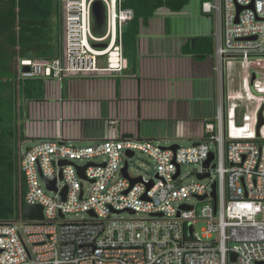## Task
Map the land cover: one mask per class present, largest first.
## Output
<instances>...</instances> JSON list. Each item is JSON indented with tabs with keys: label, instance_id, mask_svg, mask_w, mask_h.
<instances>
[{
	"label": "built area",
	"instance_id": "built-area-1",
	"mask_svg": "<svg viewBox=\"0 0 264 264\" xmlns=\"http://www.w3.org/2000/svg\"><path fill=\"white\" fill-rule=\"evenodd\" d=\"M95 1L60 0L61 55L21 61L29 67L23 78L94 74L103 56L109 71L126 67L120 41L134 12L121 7L126 0H101L107 28L98 37L93 33ZM201 9L214 23L215 51L207 59L220 87L216 112L206 120L201 140L171 149L112 130L87 147L62 137L26 149L22 144L24 201L42 206L44 219L0 224V264H264V0H210ZM108 40L107 49L93 47ZM136 151L153 160L151 179L129 173ZM185 165L196 167L198 180L182 184L192 174L183 175ZM54 181L56 190L49 189ZM191 200L202 204L199 210L187 204ZM70 215L75 218L67 219ZM200 222L205 226L197 231Z\"/></svg>",
	"mask_w": 264,
	"mask_h": 264
},
{
	"label": "crops",
	"instance_id": "crops-1",
	"mask_svg": "<svg viewBox=\"0 0 264 264\" xmlns=\"http://www.w3.org/2000/svg\"><path fill=\"white\" fill-rule=\"evenodd\" d=\"M202 3L190 0L179 13L161 8L140 23L135 72L124 56L126 67L109 71L103 56L99 72L46 79L44 98L26 105V135L94 143L114 130L154 142L198 143L220 91L213 63L182 50L188 38L211 37L214 23Z\"/></svg>",
	"mask_w": 264,
	"mask_h": 264
},
{
	"label": "trees",
	"instance_id": "trees-1",
	"mask_svg": "<svg viewBox=\"0 0 264 264\" xmlns=\"http://www.w3.org/2000/svg\"><path fill=\"white\" fill-rule=\"evenodd\" d=\"M202 2L210 0H201ZM190 0H126L134 16L122 29L123 56L136 65L140 23L167 8L179 13ZM63 20L60 0H0V224L23 221L26 187L19 151L27 138L26 105L42 100L45 78L22 77L23 60L49 61L61 55ZM182 50L205 59L215 51L212 37L185 40ZM22 68V69H21Z\"/></svg>",
	"mask_w": 264,
	"mask_h": 264
},
{
	"label": "rangeland",
	"instance_id": "rangeland-1",
	"mask_svg": "<svg viewBox=\"0 0 264 264\" xmlns=\"http://www.w3.org/2000/svg\"><path fill=\"white\" fill-rule=\"evenodd\" d=\"M106 58L107 57H104V60ZM131 69H132V72H135L137 70V64L136 65L131 64ZM214 124L217 125V122H215ZM42 141H43V139L32 138V137L27 136L22 147H23V149L35 147L36 145L40 144ZM194 144H195V142L190 141V140H186V141H184V140L183 141H172V140L171 141H160V145L162 147H165V148H170L173 145H178V146L184 147V148H190ZM211 144H212V148L215 150L214 143H211ZM74 145L77 147H87V146L92 145V142H87V141L86 142H75ZM95 161L100 162V161H102V159H96ZM195 168L196 167L194 165H185L182 167L183 175H186L189 172L192 173L189 176L184 178L182 184H189L193 180L194 181L198 180L196 174L194 173ZM155 171H156L155 170V164H154L153 160L150 157L146 156L144 153H142L140 151H136L135 157L132 159V161L130 162V166H129V173L131 174V176H133V177L143 176L146 179H151L155 175ZM204 182H207V181H204ZM43 187H44V189H46L44 185H43ZM85 187H88V185H85ZM187 204L196 205L198 210L200 209V207L202 205V204H197L196 200H191ZM81 216L87 218L86 214H81ZM119 216H121L123 218H130L129 213H122ZM140 216L144 217V215H140ZM74 218H75L74 215H70L67 217V219H70V220L74 219ZM204 226H205V223L200 222L196 227L197 231H199Z\"/></svg>",
	"mask_w": 264,
	"mask_h": 264
},
{
	"label": "water",
	"instance_id": "water-1",
	"mask_svg": "<svg viewBox=\"0 0 264 264\" xmlns=\"http://www.w3.org/2000/svg\"><path fill=\"white\" fill-rule=\"evenodd\" d=\"M92 15H93V33L96 36H104L105 32H106V28H107V6L105 5V3L101 0H96L93 3L92 6ZM94 48H100V49H106L108 48V44L107 43H97L93 45ZM24 72H28L29 71V67H24L23 68ZM263 124V120H260L259 126H258V130L260 128V126ZM197 145V143L195 144ZM178 146L177 145H173L171 147V149H176ZM128 157H133L134 153L129 152L127 153ZM214 159V155L211 154L209 160L205 163L206 167H209L210 163L213 161ZM62 164L67 165L70 164L68 162H62ZM84 171L85 168H80L79 172L81 176H84ZM123 174L127 177L128 176V163H126V166L123 170ZM179 174V171H178ZM177 174V176H178ZM176 176V177H177ZM209 175H200L199 178L200 179H204L206 177H208ZM132 184H135L137 182V179L131 180ZM56 183L54 182H48V188L49 189H53L56 190ZM214 192L212 194L213 198L216 199V185L213 186ZM67 193V189H65L64 194H63V199L65 200V196ZM205 197H202L201 199H204ZM23 218L27 219V220H43L44 219V209L42 206L40 205H26L24 211H23ZM189 235L190 237L192 236V229H190L189 231Z\"/></svg>",
	"mask_w": 264,
	"mask_h": 264
},
{
	"label": "bare ground",
	"instance_id": "bare-ground-1",
	"mask_svg": "<svg viewBox=\"0 0 264 264\" xmlns=\"http://www.w3.org/2000/svg\"><path fill=\"white\" fill-rule=\"evenodd\" d=\"M117 55H113V59L112 62H114L116 64V62H118V58L116 57Z\"/></svg>",
	"mask_w": 264,
	"mask_h": 264
},
{
	"label": "clouds",
	"instance_id": "clouds-1",
	"mask_svg": "<svg viewBox=\"0 0 264 264\" xmlns=\"http://www.w3.org/2000/svg\"><path fill=\"white\" fill-rule=\"evenodd\" d=\"M110 42V40H108V42H107V44ZM108 46H109V44H108ZM107 49V48H106ZM107 57V56H106Z\"/></svg>",
	"mask_w": 264,
	"mask_h": 264
}]
</instances>
